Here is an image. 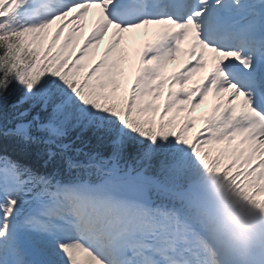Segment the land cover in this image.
Returning <instances> with one entry per match:
<instances>
[{
	"label": "snow or ice",
	"instance_id": "snow-or-ice-1",
	"mask_svg": "<svg viewBox=\"0 0 264 264\" xmlns=\"http://www.w3.org/2000/svg\"><path fill=\"white\" fill-rule=\"evenodd\" d=\"M149 30L118 98L126 36ZM4 110L22 155L0 150V264H264V0H0Z\"/></svg>",
	"mask_w": 264,
	"mask_h": 264
},
{
	"label": "bare ground",
	"instance_id": "bare-ground-1",
	"mask_svg": "<svg viewBox=\"0 0 264 264\" xmlns=\"http://www.w3.org/2000/svg\"><path fill=\"white\" fill-rule=\"evenodd\" d=\"M94 21V14L90 13L88 17H86L85 19V34H83V37L87 36L88 32H89V28L92 26V23ZM55 28V25H53V30ZM152 30H150L148 37L146 39H150L151 38V34H152ZM77 34H81V32H78ZM145 35L141 34H134V35H130V36H126V39L124 41V44L122 45V47L125 49V51L127 52V59H125L124 61L121 62V64H123V62H127L128 64L126 65L127 68L129 69H134L136 70V68L139 66L138 64V60L136 58V53L139 50L141 44L143 43V41L145 39L144 38ZM61 39H63V37H61ZM108 37L105 38V41H103L101 43L100 46H98L101 49H104L105 47V43H107ZM182 66V63L179 62L178 58L176 60L170 61L168 62L163 70V75L165 77L170 76L173 72L177 71L178 69H180ZM204 73H198L195 76L192 77V80L189 82L190 84L194 83L195 81L199 80L201 78V76H203ZM189 86V85H187ZM175 90V89H173ZM167 94V86H165V88L163 89V93L162 95L159 97L158 99V103L159 104H163L164 98ZM213 99L210 96L204 104H201L200 106L204 109V108H208L209 110L211 109V106L213 104Z\"/></svg>",
	"mask_w": 264,
	"mask_h": 264
},
{
	"label": "rangeland",
	"instance_id": "rangeland-1",
	"mask_svg": "<svg viewBox=\"0 0 264 264\" xmlns=\"http://www.w3.org/2000/svg\"><path fill=\"white\" fill-rule=\"evenodd\" d=\"M79 46L78 45L76 47V50L78 51L79 49ZM90 57L92 59V62H90V65H93L96 61H98L101 57L100 53L98 52V47L96 49L93 50L92 53H90ZM121 67V65H120ZM122 70V69H121ZM87 71V67L81 72V75H83V72ZM135 77V74L134 73H129V74H126L125 71L122 70V75L118 78L119 80V84H120V88L117 90V97L120 96L121 98L126 94V90L131 86L132 84V81ZM146 99H148V97H146ZM157 103V101H156ZM203 111V108L201 106H199L198 108L195 109L194 112L191 113V116L193 118V128L192 129H200L202 128L203 126V117L206 116L205 113L202 114L201 112ZM184 115H187V113H180V117H183ZM237 142L236 141H233V146L236 144ZM215 145V144H214ZM219 149H223L225 147L224 144H217ZM219 194V193H218ZM234 215H232L233 217ZM242 223H238L237 225H241ZM245 227H247L246 224H244ZM261 229V225H257V231H260ZM231 239L234 240L236 239V237H234V235H231ZM235 241V240H234Z\"/></svg>",
	"mask_w": 264,
	"mask_h": 264
},
{
	"label": "trees",
	"instance_id": "trees-1",
	"mask_svg": "<svg viewBox=\"0 0 264 264\" xmlns=\"http://www.w3.org/2000/svg\"><path fill=\"white\" fill-rule=\"evenodd\" d=\"M7 114H5V110L3 111V112H0V124L3 122L4 123V121H6L7 119ZM31 159V158H30ZM227 196H228V198L231 200V199H235V200H237V199H239L238 197H236V196H234L229 190L227 191ZM239 200H241V199H239ZM247 207L249 208L250 206L247 204Z\"/></svg>",
	"mask_w": 264,
	"mask_h": 264
}]
</instances>
